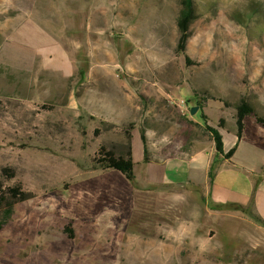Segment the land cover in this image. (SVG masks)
Segmentation results:
<instances>
[{
	"label": "rangeland",
	"instance_id": "obj_1",
	"mask_svg": "<svg viewBox=\"0 0 264 264\" xmlns=\"http://www.w3.org/2000/svg\"><path fill=\"white\" fill-rule=\"evenodd\" d=\"M195 8L181 51L180 0H0V181L33 195L0 230V264H264L251 209L219 226L210 203L191 223L95 163L139 132L152 161L214 151L213 174L226 158L207 127L224 142L244 104L264 122V0ZM225 182L224 198L251 195Z\"/></svg>",
	"mask_w": 264,
	"mask_h": 264
},
{
	"label": "crops",
	"instance_id": "obj_2",
	"mask_svg": "<svg viewBox=\"0 0 264 264\" xmlns=\"http://www.w3.org/2000/svg\"><path fill=\"white\" fill-rule=\"evenodd\" d=\"M249 119H251L250 125L257 129L256 134L261 135L254 140L248 136ZM262 132L264 129L261 125L250 117L245 120V132L240 142L237 139V130L231 132L228 138L224 139V151L226 154L238 144L237 152L231 159H225L222 162L225 166L214 172L212 177L211 169L218 161L214 151L207 153L203 149L188 157H176L164 162L151 160L150 163H145L146 148L142 136L139 132H133L131 145L135 163L134 181L151 189L153 201L160 204L162 212H176L178 216L192 220L191 223H197L198 210L209 215L206 213L209 209L205 205L210 203L218 209L217 216L210 214L217 218L216 222L219 226L224 218L222 214L239 213L243 209H251L264 222V134ZM225 176L227 177L224 178ZM227 179L246 181L251 186V195L236 193L231 198H224L221 190L227 187L225 182ZM219 180L222 182H218L220 186L217 185ZM218 212L222 214L218 215Z\"/></svg>",
	"mask_w": 264,
	"mask_h": 264
},
{
	"label": "trees",
	"instance_id": "obj_3",
	"mask_svg": "<svg viewBox=\"0 0 264 264\" xmlns=\"http://www.w3.org/2000/svg\"><path fill=\"white\" fill-rule=\"evenodd\" d=\"M180 4L182 7L181 17L179 20V29L181 33V38L179 41V48L181 51L186 49V44L188 40V31L189 25L192 20L195 19V0H180ZM254 115L252 110L249 108L248 105L244 104L243 106L238 108V115H237V139L240 142L243 139V135L245 132V120L249 117ZM256 120L259 124L264 125V122L256 117ZM208 131L212 135L215 144L217 153L221 156H224L227 160L231 159L235 153L237 152L238 144L232 148L228 153L225 154L224 151V142L221 133L212 127H207ZM143 143L146 148L147 139L144 134H141ZM132 141V138H131ZM151 160L148 157L147 149L145 150V163H150ZM95 163L100 164L106 170H115L120 172L126 179L130 182L135 180V163L133 162L132 157V145L128 147L126 152H121L117 155L114 151L107 150L105 147H101L97 153V157L95 159ZM2 177L3 179H14L16 177V171L11 168H4L2 170ZM212 177V173H211ZM33 195L27 193L23 190L21 186L10 187L4 190L3 182L0 181V204L6 202V208L2 213V221H0V230L3 226L8 224L14 216L15 212V205L17 203L25 202L32 199ZM243 211H246L243 209ZM253 218L257 220L259 223L264 225V222L259 219L257 215H253Z\"/></svg>",
	"mask_w": 264,
	"mask_h": 264
},
{
	"label": "bare ground",
	"instance_id": "obj_4",
	"mask_svg": "<svg viewBox=\"0 0 264 264\" xmlns=\"http://www.w3.org/2000/svg\"><path fill=\"white\" fill-rule=\"evenodd\" d=\"M91 35H92L91 32H88V33H87V36H88V37H90ZM92 49H93V48H92ZM94 49H96V46L94 47ZM97 52H98V58H97V60H98L99 63H101L103 60H105L106 55H105V53L102 52L101 50H98ZM66 243H68V242H66ZM85 249H87V247H86L85 245H81V246L78 248V251H79L80 253H82L83 251H85ZM98 255H99V254H98ZM100 256H101V255H100Z\"/></svg>",
	"mask_w": 264,
	"mask_h": 264
},
{
	"label": "water",
	"instance_id": "obj_5",
	"mask_svg": "<svg viewBox=\"0 0 264 264\" xmlns=\"http://www.w3.org/2000/svg\"><path fill=\"white\" fill-rule=\"evenodd\" d=\"M198 111H199V107H193V108L191 109V114L194 116V115L197 114Z\"/></svg>",
	"mask_w": 264,
	"mask_h": 264
}]
</instances>
